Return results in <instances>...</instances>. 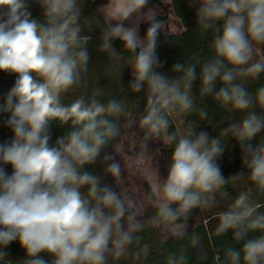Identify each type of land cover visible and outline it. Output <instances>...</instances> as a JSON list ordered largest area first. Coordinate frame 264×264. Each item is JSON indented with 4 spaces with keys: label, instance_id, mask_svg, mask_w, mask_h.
I'll use <instances>...</instances> for the list:
<instances>
[{
    "label": "clouds",
    "instance_id": "9594fccd",
    "mask_svg": "<svg viewBox=\"0 0 264 264\" xmlns=\"http://www.w3.org/2000/svg\"><path fill=\"white\" fill-rule=\"evenodd\" d=\"M32 3L42 20L33 18ZM191 4L211 54L174 63L169 78L158 71L164 21L149 0H107L99 15L83 19L84 0H0V71L16 76L0 103L11 130L0 142V264H13L3 249L14 241L26 253L20 264H146L153 254L160 264H193L194 252L196 264H206V236L212 264H264V0ZM142 22L149 25L143 37ZM93 26L102 33L98 51L108 56V77L118 85L121 67H130L128 88L144 93L142 110L139 97L117 99L89 85L92 37L85 29ZM197 82L199 99L210 97L229 114L214 137L197 132L201 123L214 126L194 94ZM74 89L79 94L65 102ZM53 124L70 128L54 143ZM126 137L134 141L127 147ZM229 139L247 175H223L218 159ZM155 141L170 149L166 176L154 166L160 148L149 151ZM102 153L103 176L89 170ZM138 161L152 169L144 199L123 186ZM241 181L252 190L233 196L228 188ZM220 202L211 229L190 223L197 210ZM150 228L159 232V247L142 235ZM168 241L178 243L165 247Z\"/></svg>",
    "mask_w": 264,
    "mask_h": 264
},
{
    "label": "trees",
    "instance_id": "16d2710c",
    "mask_svg": "<svg viewBox=\"0 0 264 264\" xmlns=\"http://www.w3.org/2000/svg\"><path fill=\"white\" fill-rule=\"evenodd\" d=\"M173 4V9L177 15V17L182 21L184 27L187 30H184L182 33H160L158 37V47L157 54L159 56L160 61L162 62V67L158 69V71L165 73L169 78L173 77V73L171 72V67L174 63L182 60L188 61L192 57L196 55H200L201 57L207 56L211 54V50L207 46V40L201 37L199 31L197 30L196 24V6L191 4V0H171ZM161 0H149V5L152 6L154 4L160 3ZM98 9V0H84V5L82 7V19L83 18H91L94 15H99L96 12ZM30 11L32 12L33 18L42 20V9L38 4L32 3L30 7ZM158 20H165V18H157ZM143 35H145L147 27L145 25L141 26ZM85 34H88L92 37L90 44L88 45V51L90 53V71L88 74V83L90 86H95V82L97 86L105 89V96L113 93L115 98L120 99L121 95L128 98L130 102H137V98L139 97L140 109L143 108V97L144 93L133 94L128 88L129 82L132 78L131 68L124 65L121 67V75L119 77V84L117 85L116 77L113 75L111 78L107 75L108 69V56L106 53H101L98 51L99 45L101 43V31L99 28L93 26L91 29H85ZM114 48L117 52H120L122 45L121 42L117 39L113 42ZM16 79L15 74H9L3 71H0V103H3L5 98V94L10 90V88L14 85V81ZM261 83H264V76L261 77ZM253 88L257 86V82H253L251 85ZM219 87V84L217 85ZM120 89H123V93H121ZM198 82L194 87V94L197 96L198 102L207 105L210 114L214 119V126L212 123H201L197 128V132L203 130L206 131L209 137H214L218 134V131L221 127L226 126V122H223L225 119L229 118V114L223 109L219 108L210 97L204 98L203 100L199 99L198 96ZM78 90H72L68 95L65 96V102H68L75 98L78 95ZM8 114H0V142L7 140L11 136V130L5 124V120ZM191 119H198V117L193 114ZM237 118H239V114H237ZM122 122V121H121ZM69 126H65L64 128H60L57 125L53 124L51 126L52 132V143H54L56 137L63 135L67 131H69ZM115 143V142H113ZM113 149L111 145H109L107 151L110 152ZM170 155V149L166 148V159L165 163L167 164L168 157ZM103 157V153L101 154V158L98 159L95 165L89 166V170L99 174L101 176L104 175V164L101 162ZM218 163L221 167L222 173L225 178H228L234 174H237L241 171L247 175V170L243 169L241 163V154L239 145L235 141V139H229L228 147L225 148L224 154L222 157L218 159ZM10 171V167H9ZM105 183H113L111 177H104ZM150 183L148 181L145 182L144 186L147 190V193L150 189ZM253 186L247 181H241L237 184L236 187H229L228 191L235 196L239 191L248 189L252 190ZM261 203L264 204V199H261ZM224 207V202H220L218 207L200 212L196 211V215H202L204 221L195 225L199 231H205V224L209 222V219L215 214V212L222 210ZM150 214V212L148 213ZM215 221H211L208 223L209 229L215 224ZM145 241L151 242L153 245L159 247L160 246V236L159 232L155 229H147L143 234ZM230 235V234H229ZM214 238V237H213ZM215 239V238H214ZM223 242H229L230 237L224 236L221 238ZM220 242V241H218ZM178 242L168 241L165 247H172L176 245ZM205 247L208 249L209 259L206 264H212V251L208 245L207 236L205 237ZM7 253V257L9 260L13 262V264H20L22 260L26 258V253L24 249H22L19 245L18 241L12 242L7 248L3 249ZM155 253V249H154ZM199 253H193V264H196V256ZM160 257L153 254L149 261L146 264H160Z\"/></svg>",
    "mask_w": 264,
    "mask_h": 264
},
{
    "label": "rangeland",
    "instance_id": "374dc122",
    "mask_svg": "<svg viewBox=\"0 0 264 264\" xmlns=\"http://www.w3.org/2000/svg\"><path fill=\"white\" fill-rule=\"evenodd\" d=\"M107 0H98V8L105 4ZM149 8H152L157 12L156 18H165L164 21V29L160 33H182L185 30V27L182 23V21L177 17L174 9L173 4L171 0H161L160 3L154 4L152 6H148ZM128 22H126L127 24ZM145 25L148 28V24L142 22L139 29V35L143 37V31L141 26ZM260 56H264V46H261L259 49ZM123 122V121H122ZM133 139L131 137H126L125 146L131 145L133 143ZM156 148H160V153L155 157L154 160V166L158 167L159 173L161 176L167 175V168H166V148L163 147L162 143L159 141L155 142H149V151L152 152ZM110 152H112L115 155L114 149H112ZM131 154V153H129ZM117 160H121V157L116 155ZM105 167V166H104ZM152 169L146 162L138 161L137 162V175L130 176L127 178L124 187H127L129 189H135L137 191V195L144 199L147 196V190L144 186L145 182L148 181L150 184H152ZM115 187V185H113ZM118 190V189H117ZM148 214V213H147ZM203 216L202 215H196L190 223H193V225H197L200 222H203Z\"/></svg>",
    "mask_w": 264,
    "mask_h": 264
}]
</instances>
